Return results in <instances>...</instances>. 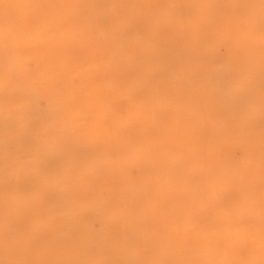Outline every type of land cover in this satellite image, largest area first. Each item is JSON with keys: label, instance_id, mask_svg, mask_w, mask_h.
<instances>
[{"label": "rangeland", "instance_id": "rangeland-1", "mask_svg": "<svg viewBox=\"0 0 264 264\" xmlns=\"http://www.w3.org/2000/svg\"><path fill=\"white\" fill-rule=\"evenodd\" d=\"M214 82L264 117V0H0V177H112L124 109Z\"/></svg>", "mask_w": 264, "mask_h": 264}, {"label": "bare ground", "instance_id": "bare-ground-1", "mask_svg": "<svg viewBox=\"0 0 264 264\" xmlns=\"http://www.w3.org/2000/svg\"><path fill=\"white\" fill-rule=\"evenodd\" d=\"M167 92L153 120L124 109L114 176L0 177V264H264V117L215 82Z\"/></svg>", "mask_w": 264, "mask_h": 264}]
</instances>
